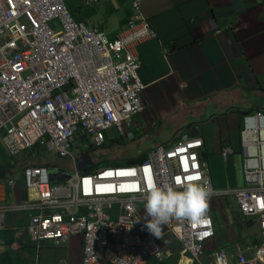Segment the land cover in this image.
Listing matches in <instances>:
<instances>
[{"label":"built area","instance_id":"2783aa9c","mask_svg":"<svg viewBox=\"0 0 264 264\" xmlns=\"http://www.w3.org/2000/svg\"><path fill=\"white\" fill-rule=\"evenodd\" d=\"M144 1L130 0L132 15L126 28L108 39L76 23L63 0H0V143L9 158L40 145L73 160L74 138L80 137L83 147L86 138L99 147L104 132L114 129L122 134L123 124L141 112L139 95L145 86L138 77V47L156 38L140 11ZM54 21L57 30L50 26ZM239 147L243 186L231 195L241 216L258 219L261 242L250 259L238 254L236 261L264 264V114L242 118ZM199 148L198 140L183 137L173 148L155 149L136 167L91 173H78L73 167L59 186L49 184L45 167H25L21 178L26 202L0 204V230L4 213L34 210L27 233L36 248L43 242L63 246L79 237L82 264L160 259L136 206L150 183L179 188L193 180L208 185V198L229 194L212 190ZM231 153L225 147L220 155L225 159ZM163 226L192 259L213 235L208 210L198 223L171 218ZM212 263L230 264L221 251L212 253Z\"/></svg>","mask_w":264,"mask_h":264},{"label":"crops","instance_id":"0c3cea01","mask_svg":"<svg viewBox=\"0 0 264 264\" xmlns=\"http://www.w3.org/2000/svg\"><path fill=\"white\" fill-rule=\"evenodd\" d=\"M85 7L92 11L83 15L77 7L69 10L72 19L89 30L101 31L108 39L122 32L132 15L129 0H96ZM140 11L157 35L138 47V77L145 85L139 96L142 111L128 119L123 135L104 132L108 141L104 139L100 148L83 147L79 141L74 148L81 153L100 151L105 164H133L152 149L170 147L182 136L199 138L200 156L214 190L240 189L241 118L264 112V0H147ZM118 17H122L120 22ZM226 146L232 154L222 160L220 153ZM29 152L10 158L18 163L16 168L0 163V204L26 201L21 178L24 167L45 166L52 185L68 179L71 160L55 155L58 161H32ZM75 168L79 172L87 169L82 163H75ZM34 213L9 211L3 215L0 264H81L78 237L59 247L43 242L36 248L30 243L27 226ZM209 214L214 235L192 264H211V253L216 250L230 264H236L237 254L251 258L261 242L258 219L241 216L231 194L210 198ZM157 243L162 259L150 257L145 264H179V245L172 237L162 235L161 230Z\"/></svg>","mask_w":264,"mask_h":264},{"label":"clouds","instance_id":"9594fccd","mask_svg":"<svg viewBox=\"0 0 264 264\" xmlns=\"http://www.w3.org/2000/svg\"><path fill=\"white\" fill-rule=\"evenodd\" d=\"M64 1V0H63ZM130 1V0H129ZM147 1V0H146ZM65 4V3H64ZM93 4V3H91ZM66 6V5H65ZM131 6V4H130ZM67 8V7H66ZM68 10V9H67ZM132 10V8H131ZM69 12V11H68ZM70 14V13H69ZM151 26V25H150ZM126 28V27H125ZM152 28V27H151ZM154 31V30H153ZM155 33V32H154ZM156 35V33H155ZM157 39V35L156 38ZM141 81V80H140ZM143 84V83H142ZM144 85V84H143ZM145 86V85H144ZM145 89V88H144ZM144 91V90H143ZM141 95V94H140ZM139 95V96H140ZM140 101V100H139ZM141 111H142V106H141ZM255 113H261L264 114V112H254L251 114H245L242 116V118L246 115H253ZM242 118H241V129H242ZM128 121V120H127ZM127 121L123 124L122 126V134L118 133L117 131H115L114 129H110V130H114L115 132H117L120 136L123 135V127L126 124ZM240 129V131H241ZM239 131V134H240ZM104 134V133H103ZM185 137L187 140L193 141V140H198L200 142V148L198 149L197 153H198V157H199V161L201 163H203L207 169L206 164L202 161L201 156H200V150L202 148V141L199 138H192L189 139L186 136H182L181 138ZM179 138L173 145H171L170 147H156L154 149H152L151 151L147 152L144 156H142V158H140L137 162L133 163V164H127V165H121V167H136L137 165H139L141 162H143L146 159V156L148 154H150L151 152H153L155 149L157 148H163V149H170L173 148L175 146V144L181 139ZM81 138L80 137H76L73 139V145L71 148H74V143L75 142H80L81 144ZM87 141V148H95L94 146H91V139L90 138H86ZM104 144V136H103V143ZM84 145V147L86 146ZM101 145V146H102ZM96 147L95 149L100 148ZM238 146H239V138H238ZM35 147H42V146H34L32 147L29 151H31L33 148ZM229 147V146H226ZM43 148V147H42ZM225 148V147H224ZM230 148V147H229ZM44 149V148H43ZM231 149V148H230ZM223 150V149H222ZM27 151V152H29ZM46 151V150H45ZM232 151V149H231ZM48 152V151H46ZM222 152V151H221ZM26 153V152H25ZM54 153V152H51ZM24 154V153H23ZM55 154V153H54ZM221 154V153H220ZM232 154V153H231ZM229 154V155H231ZM239 154L241 156V169H242V162H243V157L241 154V150L239 147ZM22 155V154H21ZM56 155V154H55ZM228 155V156H229ZM57 156V155H56ZM227 156V157H228ZM221 157V155H220ZM226 157V158H227ZM59 158V157H58ZM72 159L70 158H59V159H69L72 161L73 163V167H75V163H76V159H74L73 157V153H72ZM222 158V157H221ZM225 158V159H226ZM222 158V160H225ZM30 167V166H27ZM34 167V166H33ZM36 167V166H35ZM38 167H45V166H38ZM25 168V167H24ZM23 168V169H24ZM46 168V167H45ZM105 168H119V167H105ZM103 168V169H105ZM22 169V170H23ZM73 169V168H72ZM76 169V168H75ZM47 173H48V178H49V172L48 169L46 168ZM97 170H102V169H95L93 172L97 171ZM76 171L78 173H85V172H79L77 169ZM22 172V171H21ZM71 172V171H70ZM208 172V169H207ZM91 173V172H90ZM209 176V174H208ZM69 177V176H68ZM210 180V177H209ZM23 183V182H22ZM49 184L51 186H59L61 184L58 185H52L50 183V179H49ZM210 184H211V180H210ZM242 186H243V175H242ZM211 188L212 190H214V188L212 187L211 184ZM242 188V187H241ZM240 188V189H241ZM26 191V190H25ZM214 191H218V190H214ZM235 191V190H234ZM218 192H227V191H218ZM233 192V191H231ZM231 192H229L231 194ZM27 194V193H26ZM228 194V195H230ZM210 195V188L208 187V185L206 183H201V182H195L193 180H189L187 182H185L181 187H176L175 185L172 184H155V183H150L147 186V189L144 191L143 193V201H139L136 203V206L138 208V214L140 216V218L143 221L144 227L146 228V233L149 237H151L157 248L159 249L160 253H161V257L160 259L155 258L154 256H149L155 258L156 260L160 261L163 257V253L161 252L159 245L157 243V238H159L160 232L162 230V235H167L172 237L179 245V264H192L196 261L199 260V258L201 257V255L203 254V247L205 242L209 241L213 235H214V228H213V224L210 218V214H209V199L212 197H223V196H210L208 198V196ZM227 196V195H226ZM233 197V196H232ZM27 198V196H26ZM207 198H208V204H207ZM26 202V201H25ZM22 204V203H21ZM6 205V204H3ZM13 205V204H12ZM141 206H143V209L141 208ZM206 210H208V217L210 219V223L212 226V230H213V235L210 239L206 240L203 244H202V250H201V254L196 258V259H192L188 254L186 253H182V248L180 243L169 233H166L165 231V227L163 226V224H166L171 218H176V219H181V220H187L189 222L192 223H198L200 220L205 218V213ZM144 212V214H143ZM7 213V212H6ZM4 213V214H6ZM33 215V214H32ZM30 217V216H29ZM259 224V223H258ZM3 229V228H2ZM1 231V230H0ZM155 236V237H154ZM157 237V238H156ZM79 238V237H78ZM80 239V238H79ZM81 248H82V242H81ZM216 251H220V250H216ZM214 252V251H213ZM212 252V253H213ZM222 252V251H221ZM212 253H211V264L212 263ZM225 255V254H224ZM238 255V254H237ZM240 255V254H239ZM82 258V256H81ZM148 258H146V260L144 261V264L146 263V261L148 260ZM227 259V258H226ZM247 259V258H245ZM250 259V258H249ZM236 260H237V256H236ZM228 261V260H227ZM229 262V261H228ZM82 264V262H81ZM237 264V261H236Z\"/></svg>","mask_w":264,"mask_h":264},{"label":"rangeland","instance_id":"374dc122","mask_svg":"<svg viewBox=\"0 0 264 264\" xmlns=\"http://www.w3.org/2000/svg\"><path fill=\"white\" fill-rule=\"evenodd\" d=\"M64 3L66 4V7L69 10H71L72 8L77 7L78 10L81 11V13L83 15H86L89 11H92V7H97V5H93L92 7H85L83 6L79 0H64ZM98 14V13H97ZM73 16V15H72ZM73 18L75 19V17L73 16ZM122 17H118L117 22H120ZM97 19V17H96ZM91 20H93L91 18ZM50 26L53 29H59L57 22L54 21L50 24ZM104 135V139L105 142L108 141L106 138V133L103 134ZM0 139H1V132H0ZM40 146V145H38ZM0 149L2 150V146L0 144ZM35 149V150H33ZM32 151L29 152V156L30 159L32 161H39V160H48V161H58V158L55 157L54 153L51 152H46L45 149H43L42 147H35L33 148ZM83 154V155H81ZM73 157L74 159L79 160V164L82 163L84 165V167L95 170V169H103L105 167H114V166H118L121 164H129V163H122V161H114L112 162L113 164H105V157H103L101 155L100 151L94 150V151H90V150H84L81 152H79V150L77 148H74L73 150ZM7 161V162H6ZM0 163L1 165H12L13 168H16V166L18 165V163L16 162L15 159H10L8 157L4 156V153L2 151H0ZM6 163V164H5ZM141 208L143 209V206H141ZM144 214V212H143Z\"/></svg>","mask_w":264,"mask_h":264},{"label":"trees","instance_id":"16d2710c","mask_svg":"<svg viewBox=\"0 0 264 264\" xmlns=\"http://www.w3.org/2000/svg\"><path fill=\"white\" fill-rule=\"evenodd\" d=\"M94 170H92V169H89V168H87V169H85V173H90V172H93Z\"/></svg>","mask_w":264,"mask_h":264},{"label":"water","instance_id":"95a60500","mask_svg":"<svg viewBox=\"0 0 264 264\" xmlns=\"http://www.w3.org/2000/svg\"><path fill=\"white\" fill-rule=\"evenodd\" d=\"M81 155H83V154H81ZM78 162H79V160L76 161V164H79Z\"/></svg>","mask_w":264,"mask_h":264}]
</instances>
